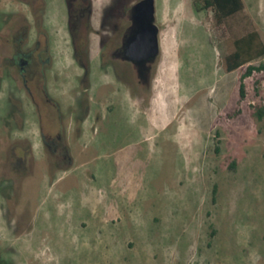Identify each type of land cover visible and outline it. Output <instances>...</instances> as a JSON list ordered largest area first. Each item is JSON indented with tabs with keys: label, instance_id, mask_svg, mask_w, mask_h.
Wrapping results in <instances>:
<instances>
[{
	"label": "rangeland",
	"instance_id": "rangeland-1",
	"mask_svg": "<svg viewBox=\"0 0 264 264\" xmlns=\"http://www.w3.org/2000/svg\"><path fill=\"white\" fill-rule=\"evenodd\" d=\"M72 1L44 0L42 28L55 71L70 80L57 82L54 99L67 114L83 96L88 116L79 111L77 126L67 117L71 164L57 168L37 119L29 114L13 130L0 93V261L264 264V118L253 115L264 108V74L244 80L241 99L246 66L230 73L222 66L227 27H216L212 10L197 11L192 0H155L159 56L150 84L126 83L100 54L128 25L124 13L137 0H87L80 41L90 73L82 93ZM242 1V16L264 41V0ZM15 10L27 8L0 0V19ZM230 24L242 33L239 16ZM13 137L29 143L28 162L17 160Z\"/></svg>",
	"mask_w": 264,
	"mask_h": 264
},
{
	"label": "flooded vegetation",
	"instance_id": "flooded-vegetation-1",
	"mask_svg": "<svg viewBox=\"0 0 264 264\" xmlns=\"http://www.w3.org/2000/svg\"><path fill=\"white\" fill-rule=\"evenodd\" d=\"M20 3L26 6V13L15 10L4 13L0 19V46L4 51L0 54V93L4 94L6 105L11 108L7 121L16 126L13 130L20 132L28 120L27 115H33L39 124L45 150L49 151L53 164L62 168L71 164L63 139L65 122L69 117L77 126L82 120V112L88 116V101L83 96L76 97L69 103L68 113L62 112L60 102L54 99L53 93L57 82L64 85L70 80L62 78L54 69L49 38L42 28L44 0H20ZM70 7L69 25L75 49L74 59L80 71L76 78L84 93L88 88L90 61L86 58V48L80 39L88 25L90 2L73 0ZM129 9L124 13L128 25L100 56L108 61L119 79L122 75L126 83L132 81L145 85L148 79L142 78L137 66L128 60L126 36L130 26ZM27 108L31 109V113H27ZM12 139L17 160L28 162L31 155L29 143L16 137Z\"/></svg>",
	"mask_w": 264,
	"mask_h": 264
},
{
	"label": "trees",
	"instance_id": "trees-1",
	"mask_svg": "<svg viewBox=\"0 0 264 264\" xmlns=\"http://www.w3.org/2000/svg\"><path fill=\"white\" fill-rule=\"evenodd\" d=\"M196 10L211 9L213 20L216 27H227L232 36L229 52L222 58V66L224 72L230 73L243 66H246L245 71L240 77L239 94L240 98L245 97L244 80L253 75V73L264 74V62L258 65L253 62L264 58V41L260 33L251 27V21L248 17H243L244 4L242 0H192ZM241 18L242 33H234L231 29L230 21L237 17ZM255 85L259 82L256 80ZM264 101V95L263 99ZM238 112V111H237ZM253 115L257 120L262 121L264 118V108L262 106L254 108ZM218 147H216V152ZM234 166L232 163L231 167ZM217 188L213 187V200ZM214 232L211 233V236ZM0 264H7L5 261H0Z\"/></svg>",
	"mask_w": 264,
	"mask_h": 264
},
{
	"label": "water",
	"instance_id": "water-1",
	"mask_svg": "<svg viewBox=\"0 0 264 264\" xmlns=\"http://www.w3.org/2000/svg\"><path fill=\"white\" fill-rule=\"evenodd\" d=\"M155 0H138L129 9L130 26L126 36L129 61L150 84L151 72L159 56V27L155 19Z\"/></svg>",
	"mask_w": 264,
	"mask_h": 264
}]
</instances>
